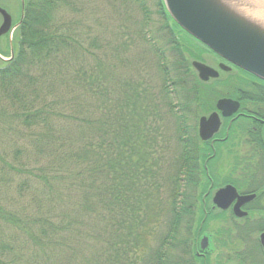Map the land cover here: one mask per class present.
Masks as SVG:
<instances>
[{
  "label": "trees",
  "instance_id": "16d2710c",
  "mask_svg": "<svg viewBox=\"0 0 264 264\" xmlns=\"http://www.w3.org/2000/svg\"><path fill=\"white\" fill-rule=\"evenodd\" d=\"M205 52L162 0L26 1L0 62V264H199Z\"/></svg>",
  "mask_w": 264,
  "mask_h": 264
},
{
  "label": "flooded vegetation",
  "instance_id": "af4514ba",
  "mask_svg": "<svg viewBox=\"0 0 264 264\" xmlns=\"http://www.w3.org/2000/svg\"><path fill=\"white\" fill-rule=\"evenodd\" d=\"M26 1L0 0V9L9 17L5 28V15L0 12L1 63L7 58L5 54L12 52V42L24 18ZM208 54L211 59L209 65L219 72L218 79L223 73H231L233 68L225 71L219 68L220 63L228 67L232 66L230 63L215 54ZM237 73L250 86L264 88V81L242 71ZM239 92L241 98L238 99V110L229 117H222L219 128L222 132H217L210 140L215 146L213 153L216 160L212 170L214 177L209 181L211 185L203 197L202 210L206 217H212L214 224L212 232L203 229L201 236L207 237L208 245L212 242L213 248L210 250L208 246L201 250L200 241L196 242L197 250L194 249V252L201 259L199 264H210V253L214 254L213 264H255L259 262L257 255L261 253L264 264V109L245 106L243 99L256 100L255 94L248 93L241 87ZM245 132L250 137L244 135ZM227 139L228 147L224 148ZM225 185L234 187L238 196H252L239 200L232 194L227 200L224 199L227 207L221 208L213 204L212 193ZM242 222H251L254 234L249 231L245 235L238 231L237 226ZM249 241L253 242V246Z\"/></svg>",
  "mask_w": 264,
  "mask_h": 264
},
{
  "label": "water",
  "instance_id": "95a60500",
  "mask_svg": "<svg viewBox=\"0 0 264 264\" xmlns=\"http://www.w3.org/2000/svg\"><path fill=\"white\" fill-rule=\"evenodd\" d=\"M163 4L172 20L190 36L234 66L264 80V0H163ZM0 12L5 15V27L9 17ZM192 66L203 81L218 76V71L206 63L194 60ZM219 68L230 69L223 63ZM216 108L229 116L237 110L238 102L221 98ZM219 125L217 112L200 117L199 137L211 138ZM231 191L236 195L230 186L218 190L213 202L225 208L224 199L232 196ZM206 244L204 237L201 246Z\"/></svg>",
  "mask_w": 264,
  "mask_h": 264
},
{
  "label": "rangeland",
  "instance_id": "374dc122",
  "mask_svg": "<svg viewBox=\"0 0 264 264\" xmlns=\"http://www.w3.org/2000/svg\"><path fill=\"white\" fill-rule=\"evenodd\" d=\"M112 14H114V13H112ZM106 17L110 18V15H108ZM118 21L120 22V20H118ZM158 21H160V20L158 19ZM158 21L154 20L152 22V24L150 26L152 32H153L154 27H156L158 25V23H159ZM87 24H91V22L88 21ZM156 35H158V34L156 33ZM138 50H140V48H137V50L135 48H133L131 51L133 53H135V52L138 53L139 52ZM109 52L110 51H108V53ZM120 53H121L122 57H130V51L125 52V51L121 50ZM152 59H154L153 56H152ZM210 61H211V59L208 60L209 63H210ZM211 63H213V61ZM238 84H239V86L241 88L246 90L248 93L249 92L250 93H254L255 97H256V100L243 99L242 98L243 99V103H244L245 106L250 107V108H261V109H264V88L263 87L262 88H255L254 86H250L246 81H244L242 79H240L238 81ZM232 85H235L234 82H232ZM232 85H231V87H232ZM211 86H213V87L208 90V93L212 96V98L214 100L213 104L215 103L217 98H219L221 96H224V95H228L231 92L230 89H229L230 85L212 84ZM235 87H236V85H235ZM256 95L259 97L258 99H257ZM199 110H200V107L198 106L197 111H199ZM4 134H5L6 137L3 139ZM7 134L8 133H6V132L4 133L3 130H0V150H4V149L5 150H10L13 147V141L14 140H12V138H9V136ZM244 135H247V133L245 132ZM262 135H264V131L262 132ZM247 136L250 137L249 134ZM228 142H229V140L226 141V144L224 143L225 144L223 146L224 148L228 147ZM215 160H216V158H214V161L213 160L211 161V163H213L214 166H215ZM213 224H214L213 221L208 223L207 229L211 231L212 228H213ZM159 229H161V228L159 227L158 230ZM237 230L242 232V233H244L246 235L247 232H249V231L253 232L254 231V226H253V224L251 222H248L247 224L242 222L241 224H239L237 226ZM254 232H253V234H254ZM249 242L253 246V242H251V241H249ZM255 245H256V242H255ZM259 253H260V250H259ZM257 259L259 260V262H255V264H262L261 253L259 255H257ZM208 260L210 261V264H213V262H214V254L213 253H211V255L208 258ZM194 264H197V262L194 261Z\"/></svg>",
  "mask_w": 264,
  "mask_h": 264
}]
</instances>
